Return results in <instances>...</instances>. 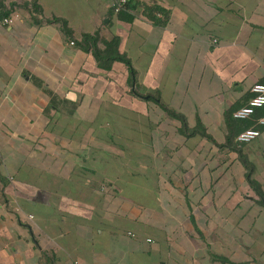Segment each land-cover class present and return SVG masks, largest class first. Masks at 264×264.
<instances>
[{
    "label": "crops",
    "instance_id": "1",
    "mask_svg": "<svg viewBox=\"0 0 264 264\" xmlns=\"http://www.w3.org/2000/svg\"><path fill=\"white\" fill-rule=\"evenodd\" d=\"M114 1L0 0V264H231L192 205L207 194L213 210L242 160L264 192V127L233 149L224 119L264 81V0H128L118 14ZM94 34L100 49L117 38L133 71L101 68L80 45ZM119 99L138 102L141 131L103 127L99 102ZM152 101H175L187 129ZM129 162L141 178L124 182Z\"/></svg>",
    "mask_w": 264,
    "mask_h": 264
},
{
    "label": "rangeland",
    "instance_id": "2",
    "mask_svg": "<svg viewBox=\"0 0 264 264\" xmlns=\"http://www.w3.org/2000/svg\"><path fill=\"white\" fill-rule=\"evenodd\" d=\"M118 91L120 92V90ZM106 102L107 101L99 102L101 105H105L103 106L105 107V111L103 112L106 113L105 115L103 113L104 118L102 117V119H105L103 120V127L106 123H109L108 126L111 125V127L117 128L118 130L121 129L128 131V128L132 129L130 126L132 125L133 129L141 131V126L143 125L141 118L137 113L132 115L134 112L128 110V108L137 110L139 108L137 106V101L119 99L114 101L116 105L112 103L106 104ZM152 102L155 103L160 110L158 118L167 115L163 106L158 105L156 103L157 101ZM169 103L172 104L169 108L173 109L175 101H169ZM103 107H100L101 110ZM142 107L144 106L142 105ZM145 113L148 115L146 117H150V107L148 108V112ZM239 121L243 120H237V122ZM108 126L105 125V127ZM124 140L125 142H130V140L126 138V133H124V137L121 141L124 142ZM122 156L125 157L124 154ZM127 157V159H131V155H127ZM138 157L141 159V155H138ZM231 159H236V156L231 155ZM135 160L136 158L132 162L134 163ZM128 165L130 168L126 170L125 177L122 178L124 182L129 181L130 179H140L141 174L136 173L138 171H135L136 169H134L136 165H134V168L131 166L130 162ZM235 167V169H231L230 177H224L227 184L225 183L223 186H225L224 188H227L228 192H226L224 188L223 190L219 188L220 194H223H215L213 210L210 207H206L205 199L207 200L210 196L207 194H205L206 196L204 195L202 199L197 195L196 200H193L196 202L192 207L195 211H198V220L201 222V224L198 223L199 226H202L203 230L206 231L205 233L207 235L203 236L204 243L207 242L211 244L215 251L219 250L224 253L225 248H228L231 264L233 261L238 262L239 264H260L259 262L261 261L264 263V208L255 202L257 196L249 187L246 180H243L241 171L237 169V166ZM139 186L141 185L139 184ZM140 192L139 188L137 193ZM118 195L122 198L123 196L126 197L127 194L125 193V188L121 189ZM227 199L228 202H226ZM211 214L213 216H211ZM199 241L201 240L199 239Z\"/></svg>",
    "mask_w": 264,
    "mask_h": 264
},
{
    "label": "trees",
    "instance_id": "3",
    "mask_svg": "<svg viewBox=\"0 0 264 264\" xmlns=\"http://www.w3.org/2000/svg\"><path fill=\"white\" fill-rule=\"evenodd\" d=\"M143 7L142 13L154 26H164L168 21L169 13L167 10L163 9L157 5H146V4H138ZM136 5H130L129 2L126 4V8L135 9ZM9 12L5 11V13L1 16H6ZM128 19H131L130 17ZM55 22H59L61 28L66 35H69V31L66 29V23L64 21L55 20ZM100 42L98 34L94 35H83L82 40L80 42L81 47L86 50L90 51L93 55L94 59L97 61L98 65L103 68H109L113 62H121L125 64L130 71H133L131 68L130 60L124 56L123 54L119 53L118 51V39L113 38L110 41L104 42V48L100 49L98 47V43ZM261 83L264 84V81ZM163 109L166 111L167 115L173 118L180 120L182 124V129H187V126L184 121V117L182 114L175 112L172 109H169L163 106ZM236 110V107L228 110L224 114L225 124L227 128V134L225 137V142L227 145L232 146L235 149L240 144L236 142V137L238 134L248 128H256L259 129L260 126L256 124V120L258 116L255 114L247 120L237 122L236 119L232 117L233 112ZM264 115V112L261 116ZM255 116V118H253ZM260 116V115H259ZM192 134H197L199 136L205 137L209 140H212L211 136L206 133L204 126L201 124L200 121L197 122V125L191 130ZM234 144V145H233ZM236 145V147H235ZM243 165L247 169L245 173V180L249 187L254 191L255 195L257 196V200L255 201L259 206L264 208V192L261 188V185L252 178V170L248 167V164L245 163L243 160Z\"/></svg>",
    "mask_w": 264,
    "mask_h": 264
},
{
    "label": "built area",
    "instance_id": "4",
    "mask_svg": "<svg viewBox=\"0 0 264 264\" xmlns=\"http://www.w3.org/2000/svg\"><path fill=\"white\" fill-rule=\"evenodd\" d=\"M128 0H115L113 3V12L118 14L119 12L126 9V4ZM17 17L15 14L9 15L1 19V24L3 26L10 25ZM214 42L216 40H213ZM253 97L242 107L233 112L232 117L236 120H246L250 119L256 112L257 109L264 107V84L256 83L251 89ZM256 124L260 127H264V115L260 116L256 120ZM260 136V131L256 128H248L238 134L236 141L239 144H246L251 142ZM32 218V216H30ZM129 236L133 237L132 233ZM150 241V240H148Z\"/></svg>",
    "mask_w": 264,
    "mask_h": 264
},
{
    "label": "water",
    "instance_id": "5",
    "mask_svg": "<svg viewBox=\"0 0 264 264\" xmlns=\"http://www.w3.org/2000/svg\"><path fill=\"white\" fill-rule=\"evenodd\" d=\"M72 95V94H71ZM73 96V95H72Z\"/></svg>",
    "mask_w": 264,
    "mask_h": 264
}]
</instances>
